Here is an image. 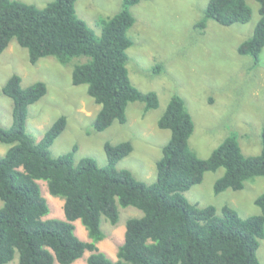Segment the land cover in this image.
<instances>
[{
    "label": "trees",
    "instance_id": "obj_1",
    "mask_svg": "<svg viewBox=\"0 0 264 264\" xmlns=\"http://www.w3.org/2000/svg\"><path fill=\"white\" fill-rule=\"evenodd\" d=\"M75 1L50 0L38 7L22 0H0V53L15 39L27 49L31 63L45 56L61 63L84 57L74 64L71 82L86 84L87 93L100 105L92 123L95 131L114 121L124 123L131 101H143L145 110L156 108L157 93L135 87L126 67V50L132 45L128 29L135 22L129 6L142 0H122L119 11L99 19V36L77 15ZM256 2L259 19L237 48L240 54L252 56L254 63L264 46V0ZM250 18L245 0H208L196 26L203 29L207 19L227 26ZM1 92L12 101V123L7 128L0 125V142L9 145L0 155V264L10 261L15 252L18 264H72L85 251H89L87 264H259L256 250L264 235V192L254 198L260 213L246 217L229 205H223L220 213L212 204L199 206L183 192L200 183L204 172L219 167L224 172L214 182L216 193L239 190L249 178L264 177V127L258 154H243L237 135L231 133L209 156L200 158L188 142L194 129L191 114L184 99L174 94L157 121L159 128L170 130V137L155 162V181L146 183L130 170L115 167L132 151L129 140L104 143V167L90 156L75 161L76 145L52 156L49 147L66 125L63 115L35 141L25 124L28 106L46 93L44 82L23 87L21 76L13 73ZM40 179L49 193L63 199L64 218L43 217L49 206ZM118 205L135 206L143 214L126 220L113 259L97 243L104 238L101 216L115 224ZM77 219L88 241L75 234Z\"/></svg>",
    "mask_w": 264,
    "mask_h": 264
},
{
    "label": "rangeland",
    "instance_id": "obj_2",
    "mask_svg": "<svg viewBox=\"0 0 264 264\" xmlns=\"http://www.w3.org/2000/svg\"><path fill=\"white\" fill-rule=\"evenodd\" d=\"M22 1L43 7L50 0ZM245 1L251 9L249 21L223 26L207 19L203 29L197 28L196 23L203 17L208 0H142L129 6L135 22L128 29L132 39V45L126 50L128 75L140 91H155L159 102L156 108L147 110L143 101L129 102L126 121H114L103 131L93 129L100 105L87 93V85L71 82L74 64L85 58L73 57L61 63L53 56H45L31 63L27 49L12 39L0 53V125L7 128L12 123V101L2 94L1 88L16 73L21 76L23 87L35 81L46 84V93L28 106L25 131L35 141L41 139L57 117L66 118L64 130L49 147L52 156L70 151L76 145L75 161L90 156L98 166L104 167L107 165L104 143L129 140L132 151L115 167L130 170L143 182L155 181V162L170 137V130L159 128L157 121L174 94L184 99L191 114L194 129L188 142L200 158L209 156L231 133L237 135L243 154H258L264 127V46L256 63L252 56L237 51L259 19L256 0ZM121 4L122 0H76L75 10L99 36V19L119 11ZM8 147L0 142V155ZM223 172V167L204 172L200 183L183 192L185 197L199 206L212 204L218 213L223 205H229L241 217L259 214L254 198L264 192V177L253 176L239 190L227 188L216 193L214 182ZM38 183L49 206V212L43 217L64 218L63 199L49 193L45 180L40 179ZM118 211V221L112 225L101 216L104 238L97 243L100 250L113 259H116L117 246L123 241L126 220L143 214L131 205H118ZM73 223L75 234L88 241L81 221L77 219ZM88 255L89 251H85L72 264H87ZM256 255L259 264H264V235L259 239ZM4 264H18V253Z\"/></svg>",
    "mask_w": 264,
    "mask_h": 264
}]
</instances>
